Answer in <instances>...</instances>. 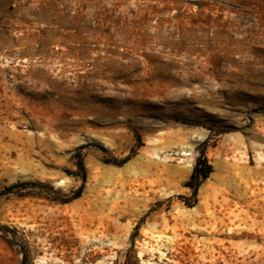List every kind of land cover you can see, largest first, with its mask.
Wrapping results in <instances>:
<instances>
[{
    "label": "rangeland",
    "instance_id": "1",
    "mask_svg": "<svg viewBox=\"0 0 264 264\" xmlns=\"http://www.w3.org/2000/svg\"><path fill=\"white\" fill-rule=\"evenodd\" d=\"M260 156L264 0H0V264H264Z\"/></svg>",
    "mask_w": 264,
    "mask_h": 264
},
{
    "label": "trees",
    "instance_id": "2",
    "mask_svg": "<svg viewBox=\"0 0 264 264\" xmlns=\"http://www.w3.org/2000/svg\"><path fill=\"white\" fill-rule=\"evenodd\" d=\"M212 170V165L209 163L207 156L204 155L203 159H199L195 165L189 186L197 191L201 183L212 173Z\"/></svg>",
    "mask_w": 264,
    "mask_h": 264
},
{
    "label": "bare ground",
    "instance_id": "3",
    "mask_svg": "<svg viewBox=\"0 0 264 264\" xmlns=\"http://www.w3.org/2000/svg\"><path fill=\"white\" fill-rule=\"evenodd\" d=\"M187 154V153H186ZM259 161H260V165L261 166H259L260 168H259V170H257L258 172H259V174L262 176H260V178H263V179H261L262 180V182L264 183V157L263 156H260L259 157ZM259 192H260V196H261V198L263 199V201H264V188H261V189H259ZM225 203V202H224ZM224 207V206H223ZM263 212H264V204H263ZM236 216H237V214H235V217L234 218H236ZM241 217V215L239 214L237 217ZM213 217H215V216H213ZM237 219V218H236ZM240 219V218H239ZM241 219H242V217H241ZM243 220V219H242ZM161 236V235H160Z\"/></svg>",
    "mask_w": 264,
    "mask_h": 264
}]
</instances>
